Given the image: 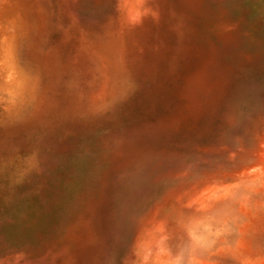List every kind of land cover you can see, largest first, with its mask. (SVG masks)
I'll use <instances>...</instances> for the list:
<instances>
[{
	"label": "rangeland",
	"instance_id": "374dc122",
	"mask_svg": "<svg viewBox=\"0 0 264 264\" xmlns=\"http://www.w3.org/2000/svg\"><path fill=\"white\" fill-rule=\"evenodd\" d=\"M0 264H264V0H0Z\"/></svg>",
	"mask_w": 264,
	"mask_h": 264
}]
</instances>
